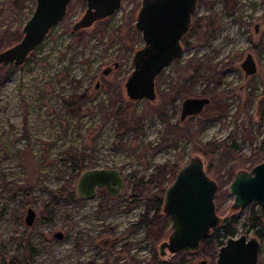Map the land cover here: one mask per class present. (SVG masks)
Masks as SVG:
<instances>
[{
    "label": "rangeland",
    "instance_id": "1",
    "mask_svg": "<svg viewBox=\"0 0 264 264\" xmlns=\"http://www.w3.org/2000/svg\"><path fill=\"white\" fill-rule=\"evenodd\" d=\"M35 3L0 0V53L21 40ZM139 4L121 0L108 18L73 31L86 4L71 0L23 64L0 67V264H215L212 230L194 252L159 250L172 231L164 191L173 168L193 156L216 185V214L234 237L262 232L264 264V207L232 210L228 192L237 171L264 161V0H198L183 55L157 76L154 100H130L124 87L143 46L134 28ZM247 54L257 72L245 78ZM186 98L209 104L181 122ZM91 169H117L120 194L77 198L76 182ZM28 208L36 213L30 227Z\"/></svg>",
    "mask_w": 264,
    "mask_h": 264
},
{
    "label": "water",
    "instance_id": "2",
    "mask_svg": "<svg viewBox=\"0 0 264 264\" xmlns=\"http://www.w3.org/2000/svg\"><path fill=\"white\" fill-rule=\"evenodd\" d=\"M70 1L36 0L32 15L22 28L21 40L0 53V67L9 62L15 66L23 64L49 30L63 20ZM87 1V12L81 24L73 27L74 31L108 18L120 6V0ZM195 5L196 0H142L135 29L142 33L144 46L133 55V70L124 84L130 100L155 99L157 76L172 61L181 57L180 40L189 28ZM92 9L95 11L92 12ZM261 28L259 23L254 25L253 33L257 35ZM240 68L245 78L256 74L257 68L251 54L246 55ZM207 104L209 100L206 98L184 99L180 121L201 113ZM258 114L259 121H264V96L258 101ZM122 186L123 177L117 169L85 170L76 182V194L89 200L95 196L97 189L104 188L110 196H118ZM228 192L233 196L232 210L251 202L264 207V161L249 171H237L228 186ZM215 193L216 185L206 173L202 159L199 156L191 157L176 172L164 191L163 212L170 216L172 231L167 242L161 243V252L164 249L173 255L194 252L212 228L227 224V219H221L216 214ZM35 218V211L28 208L24 217L25 225L32 226ZM53 237L61 240L63 234L58 231ZM103 242L104 247L107 241ZM259 247L255 237H231L219 248L215 264H257Z\"/></svg>",
    "mask_w": 264,
    "mask_h": 264
},
{
    "label": "trees",
    "instance_id": "3",
    "mask_svg": "<svg viewBox=\"0 0 264 264\" xmlns=\"http://www.w3.org/2000/svg\"><path fill=\"white\" fill-rule=\"evenodd\" d=\"M6 66H9L10 68H15V65L12 62H9L7 64H5ZM174 172H177L179 169L178 168H173ZM161 203V201H157V206L159 207V204ZM213 231V237L219 242L220 247L223 245V239H229L231 237H234L236 234V231L231 228L229 225H225L224 227L222 226H218V227H214L212 228ZM255 235L257 236V238L261 239L262 236V232L260 230H256ZM210 235L207 236L205 239L202 240V243H205L208 239H210ZM32 249H36L35 246L32 247ZM2 264H17V261L12 259L11 261H9L8 263L6 262H2Z\"/></svg>",
    "mask_w": 264,
    "mask_h": 264
},
{
    "label": "flooded vegetation",
    "instance_id": "4",
    "mask_svg": "<svg viewBox=\"0 0 264 264\" xmlns=\"http://www.w3.org/2000/svg\"><path fill=\"white\" fill-rule=\"evenodd\" d=\"M84 2H85V4H86V8L84 9V13L82 14V17L79 19V21H77L73 26H72V30H73V27L76 25V24H78V23H80L81 24V22H82V20H83V18H84V16H85V14H86V12H87V9H88V1L87 0H83ZM197 1L198 0H196V5H195V10H196V7H197ZM70 3V2H69ZM69 3L67 4V7H66V11H67V8H68V5H69ZM120 6H121V0H120ZM119 6V7H120ZM141 6H142V0H140V4H139V7H138V9H137V13H136V18H135V23H134V28H135V24H136V22H137V15H138V12H139V10L141 9ZM195 10L193 11V13L191 14V21H190V25H189V28H188V30H187V32L182 36V38H181V40H180V46H181V56L183 55V47H182V41H183V39H184V37L188 34V32H189V30H190V28H191V26H192V17H193V14H194V12H195ZM95 11V9H92V12H94ZM66 14V13H65ZM80 29H83V28H80ZM79 30V29H78ZM136 30V29H135ZM74 31V30H73ZM137 31V30H136ZM138 32V31H137ZM138 33H140V35H141V38H142V41H143V46H144V39H143V36H142V33L141 32H138ZM143 46L141 47V48H143ZM140 48V49H141ZM139 50V49H138ZM137 51V50H136ZM135 51V52H136ZM135 52H134V54H135ZM133 54V55H134ZM133 57V56H132ZM181 58V57H180ZM179 58V59H180ZM178 60V59H177ZM254 60V59H253ZM174 61H176V60H174ZM174 61H172V62H174ZM171 62V63H172ZM255 62V61H254ZM170 63V64H171ZM169 64V65H170ZM257 68V67H256ZM133 70V69H132ZM183 102V101H182ZM181 108H182V103H181ZM181 108H180V115H181ZM259 115V114H258ZM187 118V117H186ZM179 119H180V116H179ZM97 191H103L104 192V194H105V196L106 197H108V196H110L108 193H107V191L104 189V188H101V189H97L96 190V192H95V196H96V193H97ZM75 194H76V191H75ZM76 197L77 198H79V199H82V198H80V197H78L77 196V194H76ZM110 197H116V196H110ZM161 212H162V214L165 216V217H168L169 219H170V216L169 215H166L164 212H163V199H162V206H161ZM171 220V219H170ZM211 232V231H210ZM170 235V234H169ZM209 236V235H208ZM169 237V236H168ZM167 240H168V238H167ZM165 242H167V241H165ZM161 245V244H160ZM159 250H160V247H159ZM165 249L161 252V254H165ZM183 253V252H182ZM177 254H179V253H177Z\"/></svg>",
    "mask_w": 264,
    "mask_h": 264
},
{
    "label": "built area",
    "instance_id": "5",
    "mask_svg": "<svg viewBox=\"0 0 264 264\" xmlns=\"http://www.w3.org/2000/svg\"><path fill=\"white\" fill-rule=\"evenodd\" d=\"M264 96V95H263Z\"/></svg>",
    "mask_w": 264,
    "mask_h": 264
}]
</instances>
